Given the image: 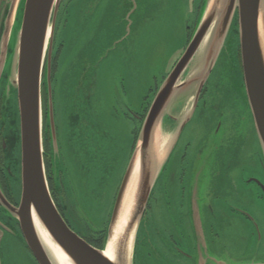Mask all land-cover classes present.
<instances>
[{
	"label": "water",
	"instance_id": "95a60500",
	"mask_svg": "<svg viewBox=\"0 0 264 264\" xmlns=\"http://www.w3.org/2000/svg\"><path fill=\"white\" fill-rule=\"evenodd\" d=\"M143 1L122 0L115 9L106 12L105 23L116 30L113 40L107 44V53L118 51L125 42L143 31L141 26L148 17L143 9L146 13L149 9L143 6ZM61 2L0 0V128L5 129L2 176L16 205L7 201L0 185V225L7 231V240H18L35 264H54L39 239L36 226L69 264H134L137 235L146 206L184 127L193 117L200 92L210 78L219 75L225 78L232 67L237 74L239 72L244 84L249 123L264 160V14L261 15L264 0L202 1L196 26L184 50L147 106L113 200L102 249L92 247L68 228L58 213L46 181L42 90L47 99L45 127L47 124L50 130L52 172H63L50 80ZM89 4V0H79L75 5L74 15L78 20L73 42L83 30L87 33L88 21H79V17L81 9ZM18 14L16 47L5 73L9 37ZM117 16H121L120 32L114 25ZM260 24L262 31H259ZM86 43L84 49L76 53L73 63L70 62L61 73L58 89L64 147L74 165L75 175L80 177L79 197L85 206L97 207L104 204L106 196L101 192L109 189L110 182L101 179L100 174L109 163L114 165L113 158L117 162L114 167H109V176L116 174L122 159L117 154L119 143L104 131L102 118L98 120L88 100L82 96L83 77L102 58L97 54V59L94 52L91 57L95 60L89 62L87 55L93 52L95 38ZM136 168L134 199L121 233L116 236L111 261L104 256V251L120 221L125 191ZM7 240L0 235V264H8L5 257L13 264ZM209 261L222 264L217 260Z\"/></svg>",
	"mask_w": 264,
	"mask_h": 264
},
{
	"label": "rangeland",
	"instance_id": "374dc122",
	"mask_svg": "<svg viewBox=\"0 0 264 264\" xmlns=\"http://www.w3.org/2000/svg\"><path fill=\"white\" fill-rule=\"evenodd\" d=\"M78 1L64 0L63 8L58 14L55 44H64L68 49L66 58L63 54L60 60L56 81L58 83L66 66L70 62L73 63L76 53L83 50L86 42L94 37L96 44L93 52L87 55V60L89 62L95 60L91 57L94 52L95 56L99 54L102 58L96 62L97 66L92 71L88 69L86 72L88 74L83 77L82 96L88 100V105L98 120L101 121L102 118L104 131L119 143L117 149L121 152L117 151V154L124 159V165L116 174L109 176V167H114L117 162L115 158L112 160L114 165L109 163L100 174L101 179L110 181L109 189L101 192L106 196L101 206H85L81 202L79 175L73 179L62 177L64 197L72 205L73 215L84 230L91 236L98 237L100 232L105 230L115 198V190L119 187L131 155V140L135 136V145L138 138L141 123L139 124L137 118L142 114L144 118L156 88L184 50L189 33L196 26L203 0L143 1V6L149 7L147 13L146 9H143L148 16L141 26L143 31L139 36L136 33L135 38L127 40L128 42H125L118 51L108 53L106 52L107 44L113 40L116 30L105 23L106 12H109L110 8L115 9L116 5H119L118 2L122 0H89L90 4L81 9L79 17V21H88L87 33H85L86 29L83 30L81 36L77 37L78 40L73 42L78 20L74 13ZM140 1L142 0H137V3ZM19 20L20 14L9 37L5 73L9 69L16 47ZM114 25L119 27V32L122 30L121 16H117ZM225 78L229 85L236 89L235 83L240 81V77L235 67L230 68L229 75ZM58 85L55 86L56 97L54 99L57 111L60 109ZM42 94L44 120L46 96L44 92ZM240 114L243 121L249 123L245 106L240 110ZM242 126L246 129L245 123ZM249 127L252 132V125L250 124ZM250 137L249 141L254 142L251 133ZM124 141L125 144L122 145ZM43 152L46 153V143L45 145L43 143ZM255 156L256 158H253L255 163L253 167H250L251 169L239 170V172L243 170L242 178L233 181L229 176L222 181H217L209 196L197 199L200 214H196V217L202 225L200 232L192 229L193 211L189 205L181 214L170 213L157 206L152 208L148 217L142 219V225L138 231L134 264H201V262L212 264L209 259L221 261L222 264H264V160L259 145L256 147ZM245 157L246 155H241L239 160L244 162ZM43 161L46 174L44 154ZM204 164H206L205 161ZM236 167L239 168L240 164ZM248 176L257 180L260 187L245 183ZM57 178V174H54L55 184ZM3 181L1 175L2 184ZM163 182L164 178L161 177L153 190V196H157ZM239 195L252 200L247 204L244 203V207L241 208V204L245 201L243 198L241 201L237 199L236 196L240 197ZM6 199L10 204L14 201L13 196H7ZM203 206L206 207L204 210L201 209ZM230 207L238 209L240 207L252 218V225L241 223L239 218L232 214ZM253 222L257 229L253 226ZM1 234L4 240L8 239L7 231L0 225ZM258 234L260 239H258ZM13 240L6 241L13 259L12 263L35 264L24 246L18 240ZM174 249L180 251L186 260H179ZM5 259L10 264L9 259L7 257Z\"/></svg>",
	"mask_w": 264,
	"mask_h": 264
},
{
	"label": "flooded vegetation",
	"instance_id": "af4514ba",
	"mask_svg": "<svg viewBox=\"0 0 264 264\" xmlns=\"http://www.w3.org/2000/svg\"><path fill=\"white\" fill-rule=\"evenodd\" d=\"M63 1L64 0H62L59 7V13L61 8H63ZM190 35L191 33H189L188 40ZM67 49L66 45H57L54 41L50 78L52 90L56 85H58L56 81V74L58 73L59 63L63 58V54L66 58ZM235 86L236 89H233L229 85L227 78H223L220 75L216 78H210L206 82L200 92L198 104L193 117L184 127L179 141L163 171L162 177L164 178V182L160 188L161 191L159 190L157 196H151L143 218H147L152 208H156V206L170 213L181 214L186 211L187 205H189L193 211L192 229H196L200 232L202 225H200V221L196 217V214H200L197 199L199 197L202 198L209 196L213 192L214 185L217 181H222L229 176H231L233 181L238 178H242L244 176L243 170L240 172L239 170L244 168L245 170L251 169L250 167H253L252 165L255 163L253 162V158H256V147L258 146V143L255 135L253 134V130L250 132V124L248 122H244L240 114V110L244 106L246 107L244 84L242 80L240 79L238 83H235ZM53 109L54 122L56 120L57 123H55V129L63 164V172L61 171L57 174L58 178L57 183L55 184L53 179L54 172H52L50 158V130L47 127V124L45 127L44 117L43 143L44 145L46 143V153H44V159L46 163V181L48 189L58 213L68 228L89 245L97 248L91 241H95L98 237L91 236L89 232L81 227L79 221L73 215L72 205L69 200L66 201V198L64 197V188L61 181L62 177H65V179H73L76 175L74 165L70 162L67 152L65 153V147L63 148V124L61 116L60 120L56 117L58 112H56L55 108L54 93ZM142 118L143 114L137 118L139 120V124L141 123ZM243 123L246 124V129H244L243 126L241 127ZM4 130V127L0 128V185L4 196L7 197L12 195H10V192L6 188L5 182L3 181V184L1 182L4 157L3 150H5L2 147V144L5 141L3 139V134L5 133ZM250 133L252 134L254 142L249 141L251 139ZM131 141L132 150L135 142V136ZM124 144L125 141L122 145ZM118 151L121 152L119 149ZM241 155H246L244 162L243 160H239ZM123 161L124 159H122L119 170L122 165H124ZM204 161L206 164H204ZM239 164L240 167H236L239 166ZM230 168L232 169L228 172ZM245 183H251L257 187L259 186V182L250 176L247 177ZM117 189L115 190V195L117 193ZM239 196L240 197L236 196V198L240 199V201L242 200L241 198H243L245 201L241 204V208L244 207V203L247 204V202L249 203L252 200L251 198H245L242 195ZM11 203L16 206L15 202ZM205 208L206 207L203 206L201 209L204 210ZM241 208L239 207L240 210L237 207H230L229 209L233 212L232 214H235V216L239 218L238 220L241 223H250L249 225H252V218L245 214ZM253 226L257 229L256 224ZM181 227L184 228L183 226ZM258 239H260L259 234ZM199 240L201 241V238H199ZM174 251L177 257H179V260H186V257L180 251H177L176 249H174Z\"/></svg>",
	"mask_w": 264,
	"mask_h": 264
},
{
	"label": "bare ground",
	"instance_id": "6f19581e",
	"mask_svg": "<svg viewBox=\"0 0 264 264\" xmlns=\"http://www.w3.org/2000/svg\"><path fill=\"white\" fill-rule=\"evenodd\" d=\"M263 14H264V3L262 6L261 15H263ZM259 31H262L261 24L259 25ZM53 93H54V99H55V97H56L55 87L53 89ZM55 108H56V105H55ZM56 112H58L56 117L60 120L59 110L58 111L56 110ZM55 123H56V120H55ZM63 148H64V145H63ZM64 151H65V153L67 152L65 149H64ZM136 171H137V168L134 169V172L132 173V175L130 177V181L128 182V185H127V188L125 191V195H124V199H123V205H122V209L120 212V221L117 223L115 230H113L114 231L113 236L109 240V243H108V245L104 251V256L111 261L114 258V248H115L116 236L121 233V230L123 227V222L128 215V211L131 208V204H132L133 199H134V194L136 191V184H137ZM36 232L39 236V239H40L42 245L44 246V248L48 252V254L51 257V259L53 260L54 264H69L67 259L50 242V240L47 239L45 233L38 226H36Z\"/></svg>",
	"mask_w": 264,
	"mask_h": 264
},
{
	"label": "trees",
	"instance_id": "16d2710c",
	"mask_svg": "<svg viewBox=\"0 0 264 264\" xmlns=\"http://www.w3.org/2000/svg\"><path fill=\"white\" fill-rule=\"evenodd\" d=\"M103 241H104V231H101L98 238L94 241H91L96 249H102L103 246Z\"/></svg>",
	"mask_w": 264,
	"mask_h": 264
}]
</instances>
